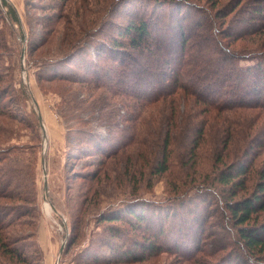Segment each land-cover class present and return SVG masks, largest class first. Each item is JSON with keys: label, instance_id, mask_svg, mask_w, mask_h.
Listing matches in <instances>:
<instances>
[{"label": "rangeland", "instance_id": "374dc122", "mask_svg": "<svg viewBox=\"0 0 264 264\" xmlns=\"http://www.w3.org/2000/svg\"><path fill=\"white\" fill-rule=\"evenodd\" d=\"M5 1L0 0V264H264V254L241 248L235 224L216 200L218 194L210 192L214 188L223 196L225 187L214 177L238 161L249 168L243 192L254 187L264 168V109L228 105L223 96L205 103L199 96L210 78V62L246 67L264 54V21L249 9L257 0H165V5L157 0L169 12L167 18L179 16V10L185 17L191 55L185 67H197V73L185 80L186 91L177 89L140 110L138 120L129 122L136 139L103 160L79 154V148L72 151L74 131L90 129L113 141L134 115L128 108L133 103L87 84L41 81L40 66L86 39L103 20L127 23L133 19L128 13L140 5L150 9L152 0H7L14 3L19 23L7 15ZM219 52L236 56L223 62ZM103 96L110 97L106 110ZM39 113L47 133L44 137L41 127V141ZM166 135L169 169L157 174L151 169ZM19 169L28 181L17 189L27 201L14 194L19 178L13 173ZM126 202H143L150 212L171 213L181 205L192 209L189 223L180 226L191 245L183 253L172 248L140 261H100L110 255L104 239L121 240L108 227L115 220L103 217L126 208ZM118 224L126 235L137 236L129 222ZM177 239L185 240L180 235L172 240Z\"/></svg>", "mask_w": 264, "mask_h": 264}, {"label": "trees", "instance_id": "16d2710c", "mask_svg": "<svg viewBox=\"0 0 264 264\" xmlns=\"http://www.w3.org/2000/svg\"><path fill=\"white\" fill-rule=\"evenodd\" d=\"M6 1L5 5H7ZM163 1L165 5V0ZM152 2L154 7L151 6L150 9H144L140 5L137 6V10L128 13L133 19H129L127 23L110 20L109 24L108 21L103 24V20L88 33L86 39L77 41L63 53L48 57L41 63L37 76L41 81L63 80L70 83L87 84L93 88L110 92L114 96L123 97L126 99L125 102L133 103V107L128 106V108H132L131 114L134 115L126 120L125 127L118 129V137L113 140L114 143L109 139L110 136L103 140L93 130L81 128L74 131L75 141L70 142V146L73 145L72 151L79 148L77 151L79 154L99 155L100 160L117 154L120 149L136 139V129L134 125H129V122L138 120L140 110L153 102L169 98L176 93L177 89L186 91L190 87L185 80L190 79L192 74H196L198 68L188 70L185 67L186 59L191 56L187 54L189 37L186 34V19L182 17L180 10L177 12L179 16L167 18L169 12L164 10L165 7L157 0H152ZM7 7V15H11L12 22L19 23L20 18L16 7L13 4ZM249 9L253 16L262 17V19L257 18L258 21H264V0H257L256 4L251 5ZM171 11H174V8L170 9ZM107 25H111L108 27L109 30L105 27ZM112 26L118 29L116 35L111 30ZM254 26L256 27L257 24ZM23 38L21 34V41ZM218 54L223 62L224 60L233 62L232 58L236 56V54L230 56L220 52ZM116 62L119 66H115ZM208 67L210 78L203 86L204 92L199 94L202 101L207 103L212 97L221 99L223 96L228 105L240 104L239 107L244 106L248 109H264L263 53L255 56L254 62L246 67L240 64L229 66L213 62H210ZM22 91L29 97L32 95L25 86ZM103 97L106 99L103 101L106 110L110 97ZM215 104L212 102L210 105L214 107ZM105 114L111 116L110 113ZM35 117L38 138L41 141L39 116L35 114ZM202 129V126L197 129L198 134L202 135ZM198 142L196 139L193 147L198 146ZM160 150L161 155L157 159L158 162L151 169L157 174L169 169L167 135L162 141ZM78 153H74V156ZM97 173L98 170L92 172V176L93 174L97 176ZM248 173V164L240 161L226 169H221L214 179L225 187L221 192L223 196L214 188L210 192L214 195L218 194L215 196L216 200L224 205L226 213L230 215V220L235 224L241 248L249 254H256L258 251V254L262 255L264 254V215L262 216L264 214V168L260 171V177L254 183V187L248 192H243L246 190ZM13 174L19 178L13 183L14 194L27 201L26 193H21L17 189L26 186L28 181L26 174H23L22 169L14 171ZM10 183L12 182L9 181L7 186ZM7 192L6 189L3 191V193ZM142 203H136L134 206L128 204L126 208L122 207V211L116 209L104 215L103 220L107 222L115 220L116 224L108 223V227L113 237L121 240L112 242L110 241L112 238L104 239V245L110 255H104L100 261H106V257L107 261H140L148 255L171 251L172 248L174 253L180 251L183 253L187 248L186 244L191 245V242L186 240L185 232L180 231V226L189 223L187 217L192 214V209L181 205L171 213H166L162 209L150 212L141 206ZM174 220H178L180 224H174ZM121 221L129 222L132 229L138 233L135 238L124 233L118 224ZM73 229L75 230V227ZM175 235H180V238L185 240H172L175 239ZM190 248L191 246L189 250ZM112 256L115 258L113 259Z\"/></svg>", "mask_w": 264, "mask_h": 264}, {"label": "water", "instance_id": "95a60500", "mask_svg": "<svg viewBox=\"0 0 264 264\" xmlns=\"http://www.w3.org/2000/svg\"><path fill=\"white\" fill-rule=\"evenodd\" d=\"M39 119H40L41 127H42V130H43V136L46 137L47 133H46L45 125H44V122H43V118L40 115V113H39ZM42 162L43 163L45 162L44 157H42ZM45 188H47V182H45Z\"/></svg>", "mask_w": 264, "mask_h": 264}, {"label": "bare ground", "instance_id": "6f19581e", "mask_svg": "<svg viewBox=\"0 0 264 264\" xmlns=\"http://www.w3.org/2000/svg\"><path fill=\"white\" fill-rule=\"evenodd\" d=\"M46 209H47V210L49 209V205H48V204L46 205Z\"/></svg>", "mask_w": 264, "mask_h": 264}, {"label": "crops", "instance_id": "0c3cea01", "mask_svg": "<svg viewBox=\"0 0 264 264\" xmlns=\"http://www.w3.org/2000/svg\"><path fill=\"white\" fill-rule=\"evenodd\" d=\"M13 1H17V2H19L20 0H13ZM14 4V3H13Z\"/></svg>", "mask_w": 264, "mask_h": 264}]
</instances>
